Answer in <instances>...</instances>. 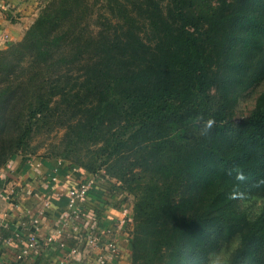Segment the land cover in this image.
<instances>
[{
    "label": "trees",
    "instance_id": "16d2710c",
    "mask_svg": "<svg viewBox=\"0 0 264 264\" xmlns=\"http://www.w3.org/2000/svg\"><path fill=\"white\" fill-rule=\"evenodd\" d=\"M99 1L96 30L80 26L88 0H50L0 49V165L59 102L75 106L78 139L137 191L131 264H202L234 235L229 264H264V202L252 218L238 204L264 195V88L231 121L264 79V0Z\"/></svg>",
    "mask_w": 264,
    "mask_h": 264
},
{
    "label": "crops",
    "instance_id": "0c3cea01",
    "mask_svg": "<svg viewBox=\"0 0 264 264\" xmlns=\"http://www.w3.org/2000/svg\"><path fill=\"white\" fill-rule=\"evenodd\" d=\"M30 9V4L26 0H0V49L22 39L30 25L27 26L29 17L26 11ZM65 165L56 160L36 159L17 165L10 171L11 182L7 184L15 186L17 190L15 201L18 206L14 207V201L7 199L0 188V264H79L76 260L67 261L63 257L65 250L48 245L41 246L21 259L16 257L26 245V235L34 230L32 222L34 218L38 220L42 239L52 235L55 240L64 242L69 248L77 244L76 234L80 229L95 224L107 227L112 220L122 216L123 206H119L116 198V187L109 180L97 178L87 200L81 206L79 220L72 222V228L62 230L61 213L65 208V197L52 196L49 190L50 174L57 168L56 185L62 194L75 180L86 177L84 173L76 169H67ZM127 226L128 224L114 232L121 252L119 264H131L130 232ZM16 232L20 233L18 238L14 237ZM9 238L11 240L6 242ZM99 252V249L84 251L83 263L80 264H99L96 258Z\"/></svg>",
    "mask_w": 264,
    "mask_h": 264
},
{
    "label": "rangeland",
    "instance_id": "374dc122",
    "mask_svg": "<svg viewBox=\"0 0 264 264\" xmlns=\"http://www.w3.org/2000/svg\"><path fill=\"white\" fill-rule=\"evenodd\" d=\"M26 1L29 2L31 8L30 10H26L28 12L27 16L29 17L27 21L28 26L34 22L41 10L45 8L50 0ZM88 1V9L84 12L85 15L79 21L80 26H86L91 30H96L98 29V25L103 26V15H106L105 9L100 7L101 2L99 0ZM201 2L202 3L199 4V8L206 10L208 8V4H206L207 0H201ZM76 8H78L77 5L73 6V9L76 10ZM78 10L79 8L76 11ZM98 15L101 16V20H95ZM7 46L8 44L4 46L3 49ZM263 88L264 79L254 83L241 93V95L237 98V102L233 108V114L231 117L233 125L236 126L240 124L241 121L247 117L254 107L256 97L263 90ZM57 100L58 97L54 99V103ZM59 103V105L54 106L50 110V118L45 122L39 123V126H37L30 133V135L25 138V140L15 152L14 156L8 158L5 163L0 165V184L2 181L7 180L3 185L1 184L3 187L8 182H11L9 181L11 176L10 171L13 170L15 166L24 163L26 164V162L36 159L41 161L46 159H48V161L56 160L61 164H66L65 167L67 169H76L85 175L94 173L97 176L96 178L105 181L109 180L116 187V189H114L119 204H124L125 206L123 207L128 208L127 214L130 217V222L127 223V228H129V232L131 234L134 224L132 209L136 199L135 192L137 191H130V189L127 188L128 183L126 181L119 179L115 175H111L107 171L108 163H103L106 161V157L105 153H100L99 151L100 143L93 144L92 142L85 141V138L78 139L80 136L76 135L77 129L74 127L76 118L79 116L76 107L72 106V110L67 109L68 111L65 112L63 110V105L65 103ZM70 123L73 127V130H71L70 126L67 125ZM72 140H76L77 143L74 144ZM10 144L11 143H3V148H9V146H11ZM128 160L132 161L133 157ZM91 163H94V169L89 170L86 168V166L90 165ZM138 169L139 168L134 169V172L138 171ZM129 181L131 188H135L137 182H132L131 180ZM263 202L264 195L253 192H243L238 199L240 209L244 210L251 218L258 213V210ZM238 245V235H234L228 240L221 241L216 250L210 253L208 259L202 264H229Z\"/></svg>",
    "mask_w": 264,
    "mask_h": 264
},
{
    "label": "built area",
    "instance_id": "2783aa9c",
    "mask_svg": "<svg viewBox=\"0 0 264 264\" xmlns=\"http://www.w3.org/2000/svg\"><path fill=\"white\" fill-rule=\"evenodd\" d=\"M56 171L57 168H54L52 170L53 173L50 174L49 190L54 198H60L61 196L65 197V208H63L61 215L63 218L62 230L66 231L68 227L72 228V222L75 223L79 220L81 206L87 200L90 190L96 183L97 176L94 174L86 176L83 179L75 180L73 184L67 188L66 192L62 194L56 185ZM1 191L7 199H12L14 201V207L18 206V203L15 201L17 190L13 184L4 185ZM46 205H48V202H46ZM127 209V207H122V216L112 220L110 226L102 227L101 225L95 224L88 228L80 229L76 234L77 244L69 248L64 242L55 240L52 235L42 239L39 234L38 220L34 218L32 221L34 230L26 235V245L20 250L16 257L21 259L29 253L35 252L41 246L48 245L56 249L65 250L63 257L67 261L76 260L79 264L83 263L84 251L99 249L100 252L96 256L99 264H119L118 261L120 260L121 252L114 238V232H118L130 222ZM19 236V232L14 233L15 238ZM10 240L9 238L6 242Z\"/></svg>",
    "mask_w": 264,
    "mask_h": 264
}]
</instances>
